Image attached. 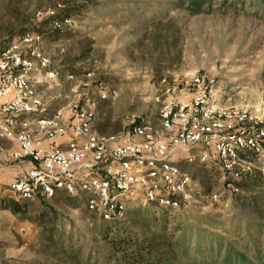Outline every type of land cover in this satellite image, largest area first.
Instances as JSON below:
<instances>
[{
	"label": "rangeland",
	"instance_id": "374dc122",
	"mask_svg": "<svg viewBox=\"0 0 264 264\" xmlns=\"http://www.w3.org/2000/svg\"><path fill=\"white\" fill-rule=\"evenodd\" d=\"M222 2L213 0L211 7L204 4L194 11L189 2L178 0H0V46L24 32L39 33L51 60L46 70H39L36 83L44 105L53 111L85 97L96 105L94 130L102 134L126 131L132 122L159 123L164 75L177 84L199 73L219 104L263 120V11L248 3L240 9L232 7L231 0ZM62 14L72 22L64 23L60 31L51 17ZM52 71L55 77L49 75ZM88 71L93 73L89 89L79 86ZM68 74L75 78L68 79ZM98 83L118 95L102 99ZM181 96L188 99L190 92L185 89ZM190 153L193 162L186 161L185 154L179 159L192 179L179 195V210L164 212L140 199L129 202L118 222L156 237L165 236L160 230L162 216L169 225L166 237L184 220L193 234L198 227L227 233L251 220L263 231L264 207L246 204V197L258 193L264 199V155L252 162L254 182L232 193L221 166L199 163L198 151ZM6 189L12 194L9 186ZM212 194H218L217 201L210 199ZM28 203L26 213L19 216L0 208V264L68 261L71 254H61L52 243L77 242L83 258L90 247H101L102 219L85 206L72 207L56 199ZM42 216L44 228L35 220ZM177 251L178 261H189L181 248Z\"/></svg>",
	"mask_w": 264,
	"mask_h": 264
},
{
	"label": "built area",
	"instance_id": "2783aa9c",
	"mask_svg": "<svg viewBox=\"0 0 264 264\" xmlns=\"http://www.w3.org/2000/svg\"><path fill=\"white\" fill-rule=\"evenodd\" d=\"M70 22L65 18L55 24ZM42 42L39 33L29 31L0 49V151L4 140L17 144L9 160H0V169L31 164L9 186L18 197L49 202L59 195L79 196L88 211L117 222L125 217L129 202L140 199L165 211L179 210V195L192 182L179 159L185 154L186 161L193 162V149L199 163L221 166L232 193L241 189L233 180L252 168L253 161L242 154L264 155V119L219 104L199 73L177 84L165 75L160 79L165 98L159 123L132 122L115 135L96 132V105L85 97L69 100L45 116L36 83L39 70H46L51 60ZM92 82L88 71L79 86L89 89ZM98 84L102 99L118 95ZM185 89L188 99L181 96ZM65 136L69 140L64 145L58 137ZM217 196L210 199L217 201Z\"/></svg>",
	"mask_w": 264,
	"mask_h": 264
},
{
	"label": "trees",
	"instance_id": "16d2710c",
	"mask_svg": "<svg viewBox=\"0 0 264 264\" xmlns=\"http://www.w3.org/2000/svg\"><path fill=\"white\" fill-rule=\"evenodd\" d=\"M212 1L178 0V4L189 2L190 8L199 11L204 4L211 7ZM223 2L227 4L229 0H223ZM229 3L232 7L240 9H244L248 3L256 6L264 14V0H231ZM68 17V14H62L51 18L55 19V24ZM61 28L56 27L60 31ZM12 40L5 42L0 46V49ZM242 157L249 161L255 159L251 152L242 154ZM233 182L242 189V187L250 185V182H254V179L251 173H243L240 179L233 180ZM11 193L2 197L1 206L15 216L25 214L28 210L29 200L18 197L12 191ZM259 197L261 196L258 193L249 195L246 197V204L264 207V199ZM56 200L64 201L72 207L85 206L79 196L59 195ZM162 211L166 212L165 210ZM52 213L55 215L54 211ZM43 217L35 220L44 228L46 222ZM153 219L157 222L156 217ZM166 222L163 216L159 218L160 230L165 236L156 237L133 231L131 227L118 221L112 222L102 219L98 231L103 239L101 240L103 241L101 247H90L88 255L83 258L82 248H75L77 242L52 243L60 247L61 254H71L70 259L64 261V259L59 258L52 262L43 261V264H264V230L261 231V226L252 220L228 229L227 233L211 232L206 228L198 227L194 234L189 233L191 225L185 224L184 220L177 226L180 227L176 228L177 233L176 231L172 232L173 235L168 237L166 236L169 225ZM244 225L246 230H242ZM227 235L234 236L236 239L230 240ZM179 248L182 249L184 256H188L189 261H178L174 252H178L177 249ZM192 251L193 254L191 255ZM62 257L64 258V256ZM37 264H41V262H37Z\"/></svg>",
	"mask_w": 264,
	"mask_h": 264
},
{
	"label": "crops",
	"instance_id": "0c3cea01",
	"mask_svg": "<svg viewBox=\"0 0 264 264\" xmlns=\"http://www.w3.org/2000/svg\"><path fill=\"white\" fill-rule=\"evenodd\" d=\"M59 108H56L53 111H49V109L47 108V112L44 115L48 116V114H51ZM58 140L65 145V142L69 140V137H58ZM15 149H17L16 142H13L11 140H4L3 149L0 151V160H9L12 157L11 155L15 151ZM30 166L31 164L28 161H24L15 163V165H12L10 167H3L0 169V208L2 210L8 211L4 209L3 206H1L2 197L8 195V192H6L8 191V189L6 188H8V186H10V184L14 182L19 175L24 174L25 171L30 168Z\"/></svg>",
	"mask_w": 264,
	"mask_h": 264
}]
</instances>
